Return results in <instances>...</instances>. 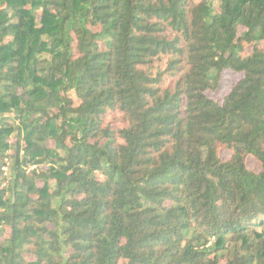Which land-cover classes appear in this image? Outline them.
<instances>
[{"label":"trees","instance_id":"trees-1","mask_svg":"<svg viewBox=\"0 0 264 264\" xmlns=\"http://www.w3.org/2000/svg\"><path fill=\"white\" fill-rule=\"evenodd\" d=\"M0 264H264V0H0Z\"/></svg>","mask_w":264,"mask_h":264},{"label":"rangeland","instance_id":"rangeland-1","mask_svg":"<svg viewBox=\"0 0 264 264\" xmlns=\"http://www.w3.org/2000/svg\"><path fill=\"white\" fill-rule=\"evenodd\" d=\"M212 3L217 6V0H212ZM240 75L237 73L232 72H226L224 74V81H223V88L221 91H219L216 96L222 97L229 89L230 87L239 79ZM249 167L251 169H258V163L254 159L249 160Z\"/></svg>","mask_w":264,"mask_h":264},{"label":"built area","instance_id":"built-area-1","mask_svg":"<svg viewBox=\"0 0 264 264\" xmlns=\"http://www.w3.org/2000/svg\"><path fill=\"white\" fill-rule=\"evenodd\" d=\"M4 170H7V166L4 167Z\"/></svg>","mask_w":264,"mask_h":264}]
</instances>
